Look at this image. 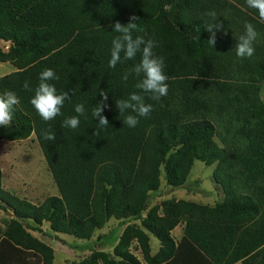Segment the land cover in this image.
Wrapping results in <instances>:
<instances>
[{"label":"trees","instance_id":"obj_1","mask_svg":"<svg viewBox=\"0 0 264 264\" xmlns=\"http://www.w3.org/2000/svg\"><path fill=\"white\" fill-rule=\"evenodd\" d=\"M133 16L144 30L134 37L156 41L168 94L155 101L142 93L153 110L128 127L116 100L140 91L135 85L142 77L123 80L140 54L135 60L121 54L115 68L108 64L118 35L112 26ZM213 22L222 25L214 46L206 28ZM246 23L258 32L255 54L240 58L235 46ZM0 40L9 42L7 51L0 48V62L15 67L0 76V95L12 90L20 98L0 140L33 133L57 189L34 204L2 187L0 168V209L14 215L0 228V264H24L23 249L39 254V264H53V249L26 231V219L36 224L32 229L41 231L46 221L54 232L89 241L110 218L126 224L112 254L93 242L76 244L90 254L68 264H141L133 243L145 264H264V22L246 0H0ZM46 68L59 76L50 81L57 92L71 95L63 115L47 122L30 103ZM101 90L108 92L103 115L109 125L95 135L92 109ZM79 103L85 106L79 127H62L78 115ZM48 128L55 141L41 135ZM195 160L213 166L222 198L170 197L151 205L161 192V172L167 185L182 187ZM115 232L101 242L112 244ZM148 234L160 243L153 255Z\"/></svg>","mask_w":264,"mask_h":264},{"label":"clouds","instance_id":"obj_2","mask_svg":"<svg viewBox=\"0 0 264 264\" xmlns=\"http://www.w3.org/2000/svg\"><path fill=\"white\" fill-rule=\"evenodd\" d=\"M249 8L255 9L258 13L259 20L264 22V0H246ZM209 16L215 17V12H209ZM138 18L133 16L130 22L123 24L117 21L112 27L113 31L118 33L112 40V48L110 51V60L108 66L115 68L118 63L124 60H135L137 54H140V60L124 74L123 80L127 81L130 74L136 77H142L135 85L139 92H132L125 99H117L116 107L120 116H124L123 123L128 127H135L139 123V118H147L150 116L153 105L145 102V96L142 93L150 94V99L159 101L168 94V76L164 72V59L154 53L157 47L156 41L152 38L145 39L144 35H136L133 33H142L144 30L136 23ZM222 25L210 23L206 25L212 38L209 43L215 45L216 30ZM245 32L240 35L235 46L236 55L240 58L252 57L255 54L254 42L257 39L258 32L252 23L244 25ZM59 80L54 69L46 68L39 74V83L34 90L30 103L44 121L54 120L57 116L63 115L62 108L66 101H70L69 92L58 93L55 84L50 81ZM25 90L31 91L29 82L25 81L23 85ZM102 99L92 109V116L98 123L95 135H99V129L106 128L109 125L107 116L103 115L104 108L107 106L108 92L101 90ZM264 101V97H262ZM20 103V98L15 91L7 90L0 95V127H8L13 119V108ZM75 113L71 117H67L62 122V127L76 129L80 124V116L85 115V106L82 103L75 105ZM127 113V114H126ZM41 135L45 140L55 141L56 134L50 129H42Z\"/></svg>","mask_w":264,"mask_h":264},{"label":"rangeland","instance_id":"obj_3","mask_svg":"<svg viewBox=\"0 0 264 264\" xmlns=\"http://www.w3.org/2000/svg\"><path fill=\"white\" fill-rule=\"evenodd\" d=\"M8 45L9 42L0 40V48L3 51H7ZM13 70H15V67L10 62H0V76ZM261 97H264V82L262 84ZM212 167L200 160H195L187 177V181L179 188H172L167 185L162 171L160 175L161 192L159 196L152 199L151 205L170 197L208 203H211L215 198L221 199L223 193L212 178ZM0 168L2 170L3 186L9 192L20 198L39 203L46 197L57 194L56 186L33 133H30L23 139L0 140ZM8 216L9 213H5V211L0 209V223L6 220ZM128 221L129 223L132 222L131 219H128ZM118 222V220L111 219L103 228L94 232L92 238L89 240V242H93L94 248L109 251L112 249H110V246L115 241L112 244L102 243L101 236L108 234L110 230L116 228L115 235L118 237V231L124 226ZM43 228L49 230L47 222L43 223ZM179 232L180 227H176L173 230L175 238L178 237ZM55 235L53 234L52 236L53 242H55ZM58 235L62 239L70 240L73 246L76 244V241L72 240V236L67 234ZM150 241L152 248L158 245V241L154 237H151ZM80 244H85V242L80 241ZM131 248H136L135 243L132 244ZM134 253L138 254L136 250ZM89 254L90 250H80L75 253L73 260H81ZM57 261L56 256L55 263H58ZM65 261L67 262L66 264L71 262L69 261V257Z\"/></svg>","mask_w":264,"mask_h":264},{"label":"crops","instance_id":"obj_4","mask_svg":"<svg viewBox=\"0 0 264 264\" xmlns=\"http://www.w3.org/2000/svg\"><path fill=\"white\" fill-rule=\"evenodd\" d=\"M1 174H2V170H1ZM3 180V179H2ZM2 187L4 188V189H6L7 190V188H5L4 186H3V182H2ZM42 202V201H41ZM32 203H34V204H39V203H37V202H32ZM5 213H9V216H8V218L6 219V220H3V222H1L0 223V228L1 229H3L4 228V226H5V224H6V222L8 221V219L9 218H12V217H14V215H13V213H12V211H11V209H8V211H5ZM111 219H114V218H110L108 221H110ZM116 220V219H115ZM107 221V222H108ZM44 222H46V221H43V223ZM106 222V223H107ZM43 223L39 226V228L41 229V231H39V230H36V229H32L31 228V226H36V224L31 220V219H26V220H24V225L25 226H28V227H26V231L28 232V233H30L33 237H35V238H37L38 240H40V241H42V242H44L45 244H47L48 246H50L52 249H53V264H58L59 263V261H60V263L61 264H66L67 262L65 261V259L66 258H68L69 257V261H73V258H74V255H75V253H77L78 251H80V250H89L88 248H82V249H80V248H77L76 247V244H80V240H78V239H76L74 236H72V235H70V236H72L73 237V241L75 240L76 241V244L73 246L72 244H71V242H70V240H67V239H62V238H60V236L58 235V234H66V233H59V232H54V231H52L50 228H49V230L48 229H44L43 228ZM48 223V222H47ZM105 223V224H106ZM124 226H123V228H121V230H119L118 231V234L117 235H119L118 237L116 236V240H115V243L114 244H112L111 246H110V251L109 250H103V251H105V252H108V253H110V254H112V250H113V246L117 243V241H118V239H119V237H120V235H121V233H122V231H123V229H124V227H125V225L126 224H123ZM48 226H49V223H48ZM176 227H180V226H176ZM175 227V228H176ZM174 228V229H175ZM173 229V230H174ZM98 230H100V229H98ZM173 230H172V235H173ZM53 234H56L55 235V237H54V239H55V242H53L52 240V236H53ZM116 234V233H115ZM67 235H69V234H67ZM149 235V243L151 242L150 241V239H151V237H154L153 235H151V234H148ZM174 236V235H173ZM180 236H181V228H180V232H179V235H178V237L177 238H175V236H174V238H175V240H178L179 238H180ZM155 238V237H154ZM49 239H50V241H49ZM157 241H158V239L157 238H155ZM85 243H87V242H89V241H84ZM2 245V244H1ZM4 245V244H3ZM132 247V246H131ZM159 247H160V243H159V241H158V245L155 247V248H152V246H151V244H150V250H151V254L153 255V254H155L158 250H159ZM2 249H4V248H1L0 250H2ZM130 250H131V252L141 261V264H145V262H144V260L142 259V256H141V254H140V252H139V250L137 249V248H134V249H132V248H130ZM137 251L138 252V254H135L134 253V251ZM20 255H21V257H22V260H23V262H24V264H39V257H40V255L39 254H35L34 253V251L33 250H29V249H23V250H21V252H20ZM56 256H57V259H58V263H55V259H56ZM13 260L16 262H18V260H17V258H13ZM75 261H78V260H75ZM59 263V264H60ZM234 264H241V262L240 261H238V262H236V263H234Z\"/></svg>","mask_w":264,"mask_h":264}]
</instances>
